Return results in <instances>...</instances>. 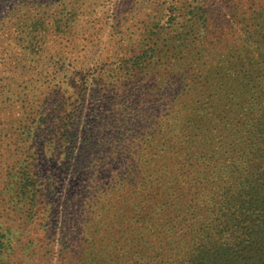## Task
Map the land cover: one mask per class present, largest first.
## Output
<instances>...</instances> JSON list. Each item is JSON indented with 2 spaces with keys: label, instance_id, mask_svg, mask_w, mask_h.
Returning a JSON list of instances; mask_svg holds the SVG:
<instances>
[{
  "label": "rangeland",
  "instance_id": "rangeland-1",
  "mask_svg": "<svg viewBox=\"0 0 264 264\" xmlns=\"http://www.w3.org/2000/svg\"><path fill=\"white\" fill-rule=\"evenodd\" d=\"M247 225L264 0H0L3 264H262Z\"/></svg>",
  "mask_w": 264,
  "mask_h": 264
},
{
  "label": "trees",
  "instance_id": "trees-1",
  "mask_svg": "<svg viewBox=\"0 0 264 264\" xmlns=\"http://www.w3.org/2000/svg\"><path fill=\"white\" fill-rule=\"evenodd\" d=\"M23 175H25L23 177ZM19 185L22 190L20 195H26L31 193V176L28 168L24 169L22 177H20ZM33 190V189H32ZM31 195H34L31 193ZM31 201V200H28ZM247 233H246V251L240 253L239 255L243 258H246L250 261H261L264 264V227H256L254 225H247ZM199 232H203V228L198 230ZM6 235V234H5ZM4 235V237H5ZM11 245L8 247L6 240L0 241V264L4 263V252L6 250H11Z\"/></svg>",
  "mask_w": 264,
  "mask_h": 264
}]
</instances>
